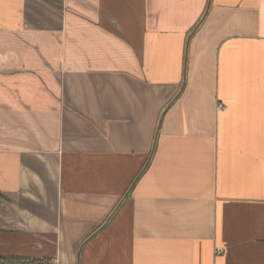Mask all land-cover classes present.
<instances>
[{
  "label": "crops",
  "instance_id": "0c3cea01",
  "mask_svg": "<svg viewBox=\"0 0 264 264\" xmlns=\"http://www.w3.org/2000/svg\"><path fill=\"white\" fill-rule=\"evenodd\" d=\"M0 259L264 264V0H0Z\"/></svg>",
  "mask_w": 264,
  "mask_h": 264
},
{
  "label": "built area",
  "instance_id": "2783aa9c",
  "mask_svg": "<svg viewBox=\"0 0 264 264\" xmlns=\"http://www.w3.org/2000/svg\"><path fill=\"white\" fill-rule=\"evenodd\" d=\"M217 107L219 109H224L225 108V105L223 103H218ZM0 264H1V259H0Z\"/></svg>",
  "mask_w": 264,
  "mask_h": 264
},
{
  "label": "trees",
  "instance_id": "16d2710c",
  "mask_svg": "<svg viewBox=\"0 0 264 264\" xmlns=\"http://www.w3.org/2000/svg\"><path fill=\"white\" fill-rule=\"evenodd\" d=\"M2 262V261H1Z\"/></svg>",
  "mask_w": 264,
  "mask_h": 264
}]
</instances>
